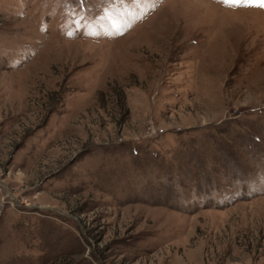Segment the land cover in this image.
<instances>
[{
	"label": "rangeland",
	"instance_id": "rangeland-1",
	"mask_svg": "<svg viewBox=\"0 0 264 264\" xmlns=\"http://www.w3.org/2000/svg\"><path fill=\"white\" fill-rule=\"evenodd\" d=\"M0 264H264V7L0 0Z\"/></svg>",
	"mask_w": 264,
	"mask_h": 264
},
{
	"label": "snow or ice",
	"instance_id": "snow-or-ice-1",
	"mask_svg": "<svg viewBox=\"0 0 264 264\" xmlns=\"http://www.w3.org/2000/svg\"><path fill=\"white\" fill-rule=\"evenodd\" d=\"M219 2L227 6L247 5L264 7V0H219Z\"/></svg>",
	"mask_w": 264,
	"mask_h": 264
}]
</instances>
